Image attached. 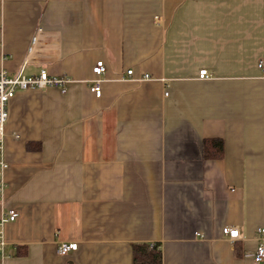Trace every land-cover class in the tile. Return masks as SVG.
<instances>
[{
    "label": "crops",
    "instance_id": "1",
    "mask_svg": "<svg viewBox=\"0 0 264 264\" xmlns=\"http://www.w3.org/2000/svg\"><path fill=\"white\" fill-rule=\"evenodd\" d=\"M260 63L264 0H0V73L70 81L9 104L0 218L18 219L0 263L135 264L154 244L163 264H256ZM64 243L79 248L61 256Z\"/></svg>",
    "mask_w": 264,
    "mask_h": 264
},
{
    "label": "built area",
    "instance_id": "2",
    "mask_svg": "<svg viewBox=\"0 0 264 264\" xmlns=\"http://www.w3.org/2000/svg\"><path fill=\"white\" fill-rule=\"evenodd\" d=\"M259 68L263 69V63H260ZM107 69L104 62H99L94 68V74L96 76V81L94 83L93 92L98 98L102 95V78L106 75ZM129 76H133V71L128 72ZM201 79H209L208 71H202L200 73ZM151 79L146 76L144 80ZM70 81L66 78H54L51 77L46 71H42L38 77L28 78L22 75L18 77L11 78L8 74L3 71L0 73V195L3 196L5 192L6 184L4 182V173L7 169V164L3 159L4 141L6 135V127L9 120V104L19 91H29V90H43L50 87H55L60 89L63 93L67 92V86ZM168 96V94H166ZM18 219V213L14 210H9L7 213L3 214L0 218V255L4 259V227L8 223L16 222ZM225 236L229 237L230 240L235 241L240 237V231L238 229L226 228L224 230ZM261 236L260 245L254 255L256 264H264V229L259 230ZM79 245L77 243H64L58 248V253L61 256H68L78 250ZM151 248H155L152 244ZM0 264H3L1 262Z\"/></svg>",
    "mask_w": 264,
    "mask_h": 264
},
{
    "label": "trees",
    "instance_id": "3",
    "mask_svg": "<svg viewBox=\"0 0 264 264\" xmlns=\"http://www.w3.org/2000/svg\"><path fill=\"white\" fill-rule=\"evenodd\" d=\"M223 141L221 140H207L204 143V156L207 159H222L223 158ZM32 149L29 147V150ZM156 246L150 249L148 245L134 246V263L135 264H163L162 252Z\"/></svg>",
    "mask_w": 264,
    "mask_h": 264
}]
</instances>
